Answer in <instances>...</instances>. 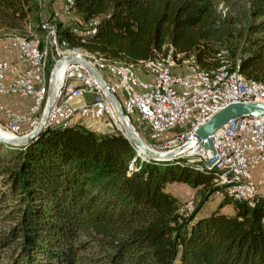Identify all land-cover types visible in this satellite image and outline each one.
I'll use <instances>...</instances> for the list:
<instances>
[{
	"label": "trees",
	"instance_id": "trees-1",
	"mask_svg": "<svg viewBox=\"0 0 264 264\" xmlns=\"http://www.w3.org/2000/svg\"><path fill=\"white\" fill-rule=\"evenodd\" d=\"M218 1L74 0L78 23L55 9L46 19L65 48L107 64L145 66L168 50L173 64L182 55L210 70L224 62L225 47L244 78L264 85V0H245L244 23H221L225 45ZM40 20L36 0H0L1 30L29 25L41 34ZM214 174L179 155L143 158L117 127L71 122L27 142L0 140V264H264V200L224 195L202 210L223 190ZM173 182L198 190L186 214V200L168 189ZM227 203L232 212L221 209Z\"/></svg>",
	"mask_w": 264,
	"mask_h": 264
},
{
	"label": "built area",
	"instance_id": "built-area-1",
	"mask_svg": "<svg viewBox=\"0 0 264 264\" xmlns=\"http://www.w3.org/2000/svg\"><path fill=\"white\" fill-rule=\"evenodd\" d=\"M59 11L67 13L65 6H61ZM42 24L46 27V20L42 19ZM34 51L32 37L25 41L0 43V113L5 119L1 127L11 136L13 128H20V135L28 133L42 117L33 114L37 67ZM171 58L166 50L161 52L160 62L152 63L151 70L143 71L144 76L129 73L130 85L120 83V74L101 73L113 92H121V100L118 99L129 120L144 122L150 137L158 139L169 129H177L175 135L163 141L164 146H181L190 141L196 128L229 102L261 98L258 88H255V93H247L238 82L235 85L224 84L223 90L207 88L201 81L190 77L189 67L170 72ZM1 81H9V88H1ZM86 92L91 95L89 100L84 99ZM5 95L29 96L31 102L26 109L15 110L3 102ZM104 103L111 102L89 69L83 64L67 63L44 121L57 124V120L62 119L73 122L77 117L102 118L106 116ZM111 113H116L112 103ZM17 114H25V121H17ZM160 121H168L167 130H155V123ZM208 137L213 149H222L219 168L225 172V177H250V192L264 189V114L231 116ZM201 141L190 143L178 155L198 157L202 164H208L210 159ZM229 191L236 192V188ZM193 207L189 204V209Z\"/></svg>",
	"mask_w": 264,
	"mask_h": 264
},
{
	"label": "rangeland",
	"instance_id": "rangeland-1",
	"mask_svg": "<svg viewBox=\"0 0 264 264\" xmlns=\"http://www.w3.org/2000/svg\"><path fill=\"white\" fill-rule=\"evenodd\" d=\"M38 5H39V11H40V21L37 24V26H39L42 30L43 28L45 29V31L43 30V33L41 34H35L32 30L31 27L28 25L27 28L24 30V32L20 33V32H6L4 30L0 29V41H5V40H9L15 36H23L26 39H30V37H34L32 35H36L38 36L42 42H41V48L43 46L42 49V54L46 60V74L48 77V81L50 79V72H51V68L53 67V62L56 63L60 58H62L65 55H68L70 53H78L84 57H86L87 59L91 60L102 73H108L111 71L109 70L108 64L106 63V61L103 58L98 57L97 55L87 52L91 55H87L84 52H82L81 50H71V48H65L64 45H61L60 43V39L58 38V41H56L57 39L53 37V40H55L56 43H51V36H53L54 34H57V29L54 27L55 24H53L52 22L48 21L46 19V17L49 16V14L56 8L58 7V5L56 4L57 1L59 0H36ZM63 1V6L67 7V11L69 12L71 10V7L68 6L67 4V0H62ZM246 8H247V3L245 0H219L217 5H216V12L218 15V20L216 22V28H217V33L220 36V43L219 45H225L224 42V38L221 36V23L224 22H231L232 25L237 26L240 25L242 23L245 22L246 20ZM58 12L60 13L59 9L55 10V13ZM59 15V14H58ZM67 16H63V20L64 22H69V23H78L79 20L76 16V11H70L69 13L66 14ZM42 19L47 21V28L44 27V25L42 24ZM61 20V19H60ZM43 27V28H42ZM36 38V37H35ZM49 41V42H47ZM50 43V44H49ZM76 49V48H73ZM80 49V48H79ZM220 57H221V61L225 59H228L230 61H232L234 64H237L238 62L233 61L229 50L225 47L220 48ZM85 51V50H83ZM70 52V53H68ZM179 60H175V63L173 64L172 67V72H179L180 69L182 68H186L189 66V64H191V61L189 59V57H183L182 55L178 57ZM113 64V63H112ZM114 64H119V63H114ZM119 65H123V64H119ZM127 66V65H125ZM107 67V68H106ZM127 68L129 69L130 73H139L141 75H145L143 73L144 70H148L147 69V65L142 66L140 65H135L134 67L132 66H127ZM112 74V73H111ZM49 92V91H48ZM48 92L45 96V100L43 102V104L41 105V107L34 112V115H43L44 110H45V106L47 103V98H48ZM15 96V95H13ZM91 98V95L86 92L84 93V99L89 100ZM110 104V103H109ZM22 110V109H21ZM111 111V109H110ZM104 114H106V116L102 117V118H95V117H91V116H87V117H83L82 121L84 124L86 125H90L91 127L97 128V129H109V128H113V127H119L118 126V122H116L117 120L114 119L113 115L108 111H105ZM20 115V114H17ZM107 117H109L110 119H108ZM4 116L0 113V127L1 125L4 123ZM74 120V118H73ZM131 124L133 125V127L135 128V130L137 131V133L139 134V136L151 147L154 149H158V150H167L169 148H171V146H164L163 145V141L166 139V137H169L167 134H164V138H160V139H154L152 137H150L149 135V131L148 129L144 128V122H137V121H130ZM71 123V121H70ZM2 128V127H1ZM120 128V127H119ZM3 129V128H2ZM3 131L8 135L11 136L9 133H7L4 129ZM12 135L14 136H18L20 135V129H19V133L18 134H14V131L12 130ZM187 142H190L189 140ZM186 142V143H187ZM186 146V145H185ZM185 146L182 148L184 149ZM172 149V148H171ZM136 150L138 151V153H140L139 155L142 156L143 158H147L146 155L142 154L139 150V148L136 147ZM182 157L187 158L188 160L192 161V162H198V157H192V156H186V155H182ZM224 188V187H223ZM168 189L171 190L172 192H174L175 194H177L180 199L182 201L186 200V204L184 205V214L188 213L191 211V209H189V204L191 206H194V201L192 199H197L198 198V190L196 188H190L189 186L185 185V184H180L177 182H173L168 184ZM218 194V195H216ZM216 194H211L208 198V200L204 203V205L202 206V210L210 208L214 205H216L218 203V201L221 199V196L226 195L224 192V189L221 190V192H217ZM189 199V200H187ZM222 210L227 211V212H232L233 209L231 207L230 204H225L221 207Z\"/></svg>",
	"mask_w": 264,
	"mask_h": 264
},
{
	"label": "bare ground",
	"instance_id": "bare-ground-1",
	"mask_svg": "<svg viewBox=\"0 0 264 264\" xmlns=\"http://www.w3.org/2000/svg\"><path fill=\"white\" fill-rule=\"evenodd\" d=\"M73 3H74V0H67V4L71 8H72ZM65 9L67 10V7H65ZM45 28H47V21H46ZM53 37L57 39V34L56 35L54 34L53 36H51V41H50L51 43L52 42L55 43L56 39L53 40ZM9 40L25 41L27 39L23 36L22 37L15 36ZM32 40H33V43L35 44L34 60H35V64L37 65L35 69V80H34V90L36 92V98L33 102V114H34V112L37 111L41 107V105L43 104L45 100V96L47 92L49 91V81H48V77L46 74V60L40 50L39 40L38 38H35V37H33ZM6 42L7 40L0 41V43H6ZM67 63L81 64L79 62L65 60L63 63L58 65L56 69L54 70V88H56L59 85V83L62 81L64 74H65V68H66ZM152 63L154 62L147 63L148 70H151ZM108 67H109V70L113 74H120V83H122V85H130V74H129L130 72L127 67L116 66L112 64H108ZM172 67H173V57L171 58L170 72H172ZM188 67H189L190 77L196 81H201V83L205 84L207 88H216V90H223L224 84L235 85L238 82L239 85L244 86V90L247 93H255V88H258L259 96H261V98H257V100L264 101V85L262 83H258L253 80L244 78L238 70V63L234 64L232 61L224 58V62L218 68H214L210 70H202L192 63L189 64ZM97 69L99 70L98 67ZM100 73L102 72L100 71ZM1 88H9V81H1ZM110 109H111V103L110 104L104 103L103 113L108 110L111 113ZM111 114L113 115L114 119L117 120L116 122H118V126L123 132H127V130L133 127L130 121H127V123L122 122L119 119V116L117 115V113H114V114L111 113ZM17 121H25V114L17 115ZM70 121L71 119L57 120V124H54L50 121H43L42 128H45L47 126L66 125V124H69ZM167 128H168V121H160L158 123H155V130H167ZM19 129L20 128H13L12 130L14 131V134L15 133L18 134ZM0 131L4 135L8 136L1 127H0ZM190 143L191 141L185 143L184 145L178 146L175 149L181 151L185 145L187 146ZM135 147L139 148L142 154L146 155L147 157H151L150 150H144L137 144H135ZM165 151H169V150H165ZM179 156H182V155H179ZM221 164H222V149L221 147H214V156L207 165L208 167L214 169L215 181H217L221 186L224 187L223 189L227 196L231 197L232 199L245 201L248 205H254L258 199L264 200V189H259L258 191L254 193L250 192L249 187H252V179L250 177H244V176H239V175H231V176L225 177V172L221 168H219ZM233 188H236V192L229 191Z\"/></svg>",
	"mask_w": 264,
	"mask_h": 264
},
{
	"label": "water",
	"instance_id": "water-1",
	"mask_svg": "<svg viewBox=\"0 0 264 264\" xmlns=\"http://www.w3.org/2000/svg\"><path fill=\"white\" fill-rule=\"evenodd\" d=\"M65 60L79 62L86 66L97 83L99 84L100 88L106 93L108 96L110 102L113 105V108L117 115L119 116V119L122 122L127 123V121H130L127 115L124 112V109L120 103V100L118 99L115 92H113L109 86L106 84L105 80L103 79V76L101 75L100 71L97 69V67L90 61L89 59L85 58L84 56L78 54V53H70L66 56H63L60 58L51 68L50 72V79H49V92H48V100H47V106L46 110L43 113L39 123L28 133L18 135V136H6L0 131V140L8 141L11 143H23L30 140L32 137L36 136L40 130L42 129V123L46 117V113L51 105V102L55 95V89L54 88V70L58 65L63 63ZM244 114H264V101L259 100H238V101H232L221 108H219L217 111H215L210 118L199 125L195 130L194 137L190 140L191 144H194L195 142L199 141V139H202L201 144L206 152V155L211 160L214 156V149L211 142V139L208 137L210 133H212L216 128H218L223 122H225L229 117L234 115H244ZM119 128V127H117ZM120 129V128H119ZM121 130V129H120ZM127 138L134 144L139 145L144 150H150L151 152V158L155 159H167L170 157H174L178 155L179 150L175 149L178 146L171 147L167 149L169 151L165 150H157L151 148L135 131L133 127H131L127 132H123ZM134 144V145H135ZM137 154L139 155L138 151Z\"/></svg>",
	"mask_w": 264,
	"mask_h": 264
},
{
	"label": "crops",
	"instance_id": "crops-1",
	"mask_svg": "<svg viewBox=\"0 0 264 264\" xmlns=\"http://www.w3.org/2000/svg\"><path fill=\"white\" fill-rule=\"evenodd\" d=\"M56 4L58 5V7H56L55 10L61 9V6H63L62 0L57 1ZM58 14H59V18L61 20L63 19V16H67L66 15L67 13H65V12H60V13L56 12V15H58ZM76 16L78 19L80 18V15L78 13H76ZM65 19H63V20H65ZM65 23H69V22H65ZM3 102L15 110H21V109L23 110L29 106V104L31 102V98L29 96L19 97V96H13V95H5L3 97ZM82 119H83V117H77L73 120V122L83 123ZM87 126H90V125L88 124Z\"/></svg>",
	"mask_w": 264,
	"mask_h": 264
}]
</instances>
